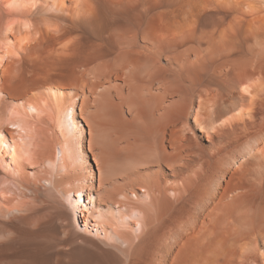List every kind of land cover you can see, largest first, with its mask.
<instances>
[{"label":"bare ground","instance_id":"bare-ground-1","mask_svg":"<svg viewBox=\"0 0 264 264\" xmlns=\"http://www.w3.org/2000/svg\"><path fill=\"white\" fill-rule=\"evenodd\" d=\"M0 264H264V0H0Z\"/></svg>","mask_w":264,"mask_h":264},{"label":"rangeland","instance_id":"rangeland-1","mask_svg":"<svg viewBox=\"0 0 264 264\" xmlns=\"http://www.w3.org/2000/svg\"><path fill=\"white\" fill-rule=\"evenodd\" d=\"M36 11H38V9Z\"/></svg>","mask_w":264,"mask_h":264}]
</instances>
